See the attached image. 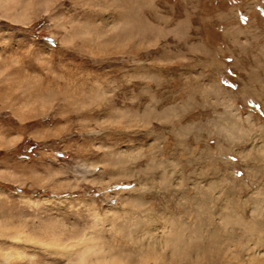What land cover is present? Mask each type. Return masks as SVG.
<instances>
[{
  "label": "rangeland",
  "instance_id": "obj_1",
  "mask_svg": "<svg viewBox=\"0 0 264 264\" xmlns=\"http://www.w3.org/2000/svg\"><path fill=\"white\" fill-rule=\"evenodd\" d=\"M0 17V264H264V0Z\"/></svg>",
  "mask_w": 264,
  "mask_h": 264
},
{
  "label": "bare ground",
  "instance_id": "obj_2",
  "mask_svg": "<svg viewBox=\"0 0 264 264\" xmlns=\"http://www.w3.org/2000/svg\"><path fill=\"white\" fill-rule=\"evenodd\" d=\"M228 219H229V217H228ZM223 243H225V242H223ZM226 243H227V245H226L227 252H229V250L233 251L232 248L235 247L233 242L226 239ZM170 245H171L170 242H168L166 240V242L164 243V247H169ZM56 248H57L56 249L57 251L64 252V255H65V253L69 254V257H72V259L74 260L72 262V264H121L120 262L117 263L115 258H110L105 253V249L102 246H99L98 244L92 245V244L88 243L87 240H83V241L81 240L79 242V244L76 245L75 248L69 247V250H67L66 248H62L60 246H56ZM242 248H243V250H242L243 255L245 257H248L249 262L250 261L252 262V259L254 260L255 257H258L260 255L259 252L257 251L258 250L257 247H253L252 249H250L248 247H246V248L242 247ZM162 260H163V258L160 257L159 255L158 256H157V254L154 255L155 264H162V262H161Z\"/></svg>",
  "mask_w": 264,
  "mask_h": 264
},
{
  "label": "snow or ice",
  "instance_id": "obj_3",
  "mask_svg": "<svg viewBox=\"0 0 264 264\" xmlns=\"http://www.w3.org/2000/svg\"><path fill=\"white\" fill-rule=\"evenodd\" d=\"M15 2V0H14ZM35 3V0H28V4H29V7H31V5ZM0 19H3L2 17H0ZM162 255V254H161Z\"/></svg>",
  "mask_w": 264,
  "mask_h": 264
}]
</instances>
